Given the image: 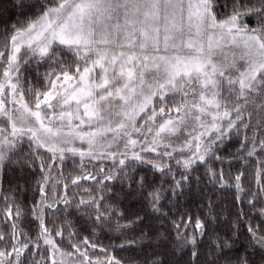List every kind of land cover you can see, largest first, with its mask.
<instances>
[{
  "label": "snow or ice",
  "instance_id": "1",
  "mask_svg": "<svg viewBox=\"0 0 264 264\" xmlns=\"http://www.w3.org/2000/svg\"><path fill=\"white\" fill-rule=\"evenodd\" d=\"M11 3L14 19H4L0 10V179L5 167L31 169L39 161L42 199L32 208L38 230L30 235L20 224L27 210L15 197H4L12 204L0 227V264H264V230L258 226H248L241 248L234 232L233 237L216 236L203 255L197 232L203 237L210 224L199 217L191 234L186 231L190 216L172 220L174 242L170 234L151 228L131 239L125 235L148 217L168 219L161 201L166 193L177 196L195 166H208L215 178L210 162H223L219 153L234 138L243 135L230 153L233 158L249 163L264 157V0ZM27 71L34 76H26ZM41 149L51 154L47 161ZM68 154L79 157L81 173L71 185L82 188L81 181L91 180L111 192L105 181H129L126 195L145 200L150 212L141 215L142 208L126 218L102 203L104 195L97 198L87 188L89 198L78 201L67 191L56 193L58 184L69 188L62 171L53 176ZM86 160H110L112 166L87 171ZM172 161L184 171L180 180L172 176L170 190L163 179L159 186L149 185L145 176L130 174L149 165L167 177ZM257 163L260 184L264 159ZM219 176L222 180L223 171ZM242 176H235L238 192H244ZM244 195L251 209L262 205L258 211L264 216V185ZM61 203L63 209L55 208ZM72 208L93 220V235L107 227L125 238L108 246L88 237L73 242L78 233L70 230ZM44 209L65 213L64 221L49 227ZM239 215H245L242 209ZM66 230L71 251L61 247ZM145 243L153 250L141 261ZM117 248L129 255L117 257Z\"/></svg>",
  "mask_w": 264,
  "mask_h": 264
},
{
  "label": "trees",
  "instance_id": "2",
  "mask_svg": "<svg viewBox=\"0 0 264 264\" xmlns=\"http://www.w3.org/2000/svg\"><path fill=\"white\" fill-rule=\"evenodd\" d=\"M0 10H4V19L15 18V11L12 9L11 0H0ZM221 11H224V9L222 8ZM250 24L254 25L255 21H250ZM0 39H2V37H0ZM0 50H2V45H0ZM21 55L23 56L24 52H22ZM32 67L34 68L35 64H33ZM2 70L3 67L0 65V73H2ZM40 71H45V67H41ZM25 75L34 76V73L27 71ZM241 131L243 132V130ZM241 139H243V135L234 138L229 145L219 153L225 157L223 162L218 160L210 162V167L217 173L215 178L208 173V166L203 164L197 165L190 171V178L185 182L184 187L176 190L177 196L173 197L166 193V198L161 201V204H163V211L168 213V219L162 220L156 219L154 216L148 217L143 224L134 226V232L128 231L125 234L126 238L131 239L141 231H148L149 228H151L153 231L158 230L170 234L172 242H174L176 233L172 225V220H177L179 222L181 217L187 220L190 216L192 218V223L188 225L186 231L191 234L194 231L196 218L199 217L202 221L210 224V227L207 229V234L203 237H200L197 232L200 249L203 255L208 251V248L211 246L216 236L221 238L233 237V233L235 232L236 236L234 238H238L239 241L236 247L241 248L245 244L249 225L253 227L258 226L261 230H264V216H261L258 211L262 205L257 203L256 209H251L247 202L249 197L244 195V192L257 191L261 185H264V174L260 175V184H257V172L259 170L257 161L264 159V157H253L249 163H244L241 159L233 158L230 153H235L237 151L239 148V140ZM40 152L47 161L51 154L45 152L43 149H41ZM16 158L18 159L19 156ZM73 160H75V164ZM171 164L173 166V173L167 177H161V174L152 170L149 165L137 166L136 170L130 172V174L137 179L141 175L145 176L149 185L155 184L159 186L161 179H163L167 181L164 184V188L170 190L174 184L172 176H175L176 180H180L181 173L184 171L182 168L175 165V161H172ZM78 166L79 159L75 158L65 160L60 168H53V171L57 174L59 171L64 173L62 179L66 178L69 183V188L65 190L69 198L74 196L77 201L81 197L88 199L89 193L83 190L87 188L90 190L91 195L97 198H99L100 195H104L105 201L102 203H107L111 206V209H117L119 212L124 213L126 218H132L133 214L140 211L142 208L143 211H140L141 215L150 212V209L144 207L146 204L145 200L138 197L132 198L126 195L129 191V181H125L123 185L119 179L105 181V183L110 186L111 192H107L106 190L102 192L101 185H97L95 181H81L83 185L82 188L71 185V178L81 174ZM116 171L118 174V169ZM221 171H223L222 180L219 176ZM240 172H243L240 184L244 192H238L235 186V176ZM41 178L42 174L39 168V161H37L36 166L31 169L24 168L21 170L16 165L4 168L2 179H0V227H5L3 225L5 212L8 206L12 204L11 199L6 202L4 197L12 196L15 197V202L17 204L22 205L27 210V215L20 222L21 227L30 235H35L38 230V221L32 215V208L34 204L42 199L39 192ZM132 187L134 189L135 185H132ZM147 190H150V188ZM62 191L63 188L61 187L58 190V194L60 195ZM241 200L243 201L242 203ZM169 201H171V203ZM63 207V204H59L55 208L63 209ZM241 209L245 215H239ZM53 211L54 209L44 210L45 221L49 227L52 226L53 221H55L57 225H60L64 221V216L66 215L63 212H56L55 215H52ZM69 212L71 215H69L68 219L74 226L70 230L78 233L73 242H80L83 241L85 237H88L92 242L98 245L108 246L110 243H120L121 240L125 238V236H120L119 233L110 231L107 227L102 231L97 229L95 235H93L92 219L83 213H77L75 208L69 209ZM115 222L116 220L114 218L112 224L114 225ZM125 222V219L120 220L121 224ZM181 230L184 231L183 228ZM56 239L59 242L61 238L57 237ZM68 244L69 241L67 239L66 230L61 247L71 251L72 249L68 247ZM142 247L144 248V253L139 256V259L144 261L146 257L151 256L153 249L148 247L146 243L142 245ZM136 251H139V248H137ZM96 252L98 255H101L102 258L99 248L96 249ZM43 255L46 256L47 253H43ZM114 255L120 258H126L129 252L121 251L117 248L114 250Z\"/></svg>",
  "mask_w": 264,
  "mask_h": 264
},
{
  "label": "rangeland",
  "instance_id": "3",
  "mask_svg": "<svg viewBox=\"0 0 264 264\" xmlns=\"http://www.w3.org/2000/svg\"><path fill=\"white\" fill-rule=\"evenodd\" d=\"M22 52H23V50H22ZM22 52H21V54H22ZM77 146H79V142H77ZM44 150V149H43ZM75 158H77V159H79V157H71V155L70 154H68V158L66 159V160H68V159H75ZM59 163V162H58ZM85 163H86V165H87V171H96V168H95V166L96 165H103L104 167H105V170H107L108 168H110L111 166H112V161H110V160H103V161H91V162H88L87 160L85 161ZM57 175V173L55 172V171H53V176H56ZM100 179H103V177L101 176V177H99ZM88 181H91V180H88ZM50 186L51 185H49V188H50ZM63 188V184H58L57 185V187H56V193H58V190L60 189V188ZM46 191H48V189L46 188ZM64 193H65V189L63 188V191L60 193V195L62 196V195H64ZM53 193L52 192H50L49 191V193H48V199H49V202H51L52 201V198H53ZM62 204V203H61ZM57 205H55V207H56ZM44 210H46V209H44Z\"/></svg>",
  "mask_w": 264,
  "mask_h": 264
}]
</instances>
